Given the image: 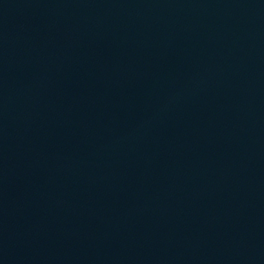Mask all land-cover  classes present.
Masks as SVG:
<instances>
[{"label": "water", "instance_id": "95a60500", "mask_svg": "<svg viewBox=\"0 0 264 264\" xmlns=\"http://www.w3.org/2000/svg\"><path fill=\"white\" fill-rule=\"evenodd\" d=\"M0 264H264V0H0Z\"/></svg>", "mask_w": 264, "mask_h": 264}]
</instances>
